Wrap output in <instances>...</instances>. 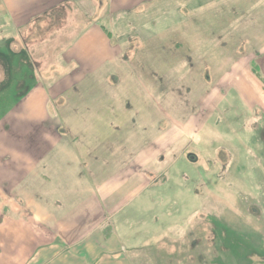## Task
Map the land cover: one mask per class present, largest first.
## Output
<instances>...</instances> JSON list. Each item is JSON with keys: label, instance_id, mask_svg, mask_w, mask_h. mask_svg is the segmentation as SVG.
<instances>
[{"label": "rangeland", "instance_id": "obj_1", "mask_svg": "<svg viewBox=\"0 0 264 264\" xmlns=\"http://www.w3.org/2000/svg\"><path fill=\"white\" fill-rule=\"evenodd\" d=\"M92 1V20L97 25L96 19L107 11L99 6V0ZM154 1L146 4L141 0L143 4L127 7L119 15L113 12L110 42L94 44L80 38L86 12L70 3L35 12L13 35L7 32L5 13L1 14L0 131L17 128L25 133L29 126L34 128L29 133L34 138L23 140L25 144L37 141L25 155L32 165L41 162L38 157L45 148L59 141L74 153L70 160L69 155L62 158L51 148L47 155L57 163L81 156L85 161L98 157L100 162L99 155H80L91 149L93 141L95 147L109 152L105 159L110 169H102L94 160L93 188L66 187L77 190L78 201L86 200L89 193L86 196L84 192L96 191L97 182L110 175L113 164L122 157L112 155L113 148L134 146L129 139L119 143L114 130L129 135L144 129L146 124L133 120L150 121L149 108L144 107L149 102L161 103L162 107L151 113L158 128L152 140L155 145L167 130L163 126L168 100L190 105L203 101L190 118L194 138L187 143L193 152L206 155L221 150L222 164L216 171L200 164L206 180L202 193L208 202L205 213L196 225L191 223L185 235L182 245L188 250L181 258L184 264H264V0H159L157 6ZM245 71L255 80L252 87L242 83ZM128 103L132 111L124 107ZM175 109L170 107L178 114ZM138 110L141 116L136 115ZM252 113L255 119L249 125L257 135L246 132L237 121ZM22 114L28 116L29 124L20 121ZM54 115L56 119L51 117ZM108 133L112 137L109 142L105 139ZM15 135L21 134L16 131ZM9 137L0 140V159L13 166L8 155L13 152L14 181L0 185V197L6 191L11 196L21 191L36 199L37 183L23 188L12 185L20 181L21 152L30 146L22 147L21 140ZM90 137L93 141H86ZM157 145L163 148L167 140L160 139ZM190 171L194 175V170ZM81 189L85 190L79 194ZM12 204L21 210L15 201ZM12 215L0 213V264H21V252L10 246L14 237L7 236L2 227L5 222L21 221L16 218L18 213ZM19 225L21 228L22 222Z\"/></svg>", "mask_w": 264, "mask_h": 264}, {"label": "crops", "instance_id": "obj_2", "mask_svg": "<svg viewBox=\"0 0 264 264\" xmlns=\"http://www.w3.org/2000/svg\"><path fill=\"white\" fill-rule=\"evenodd\" d=\"M80 1L0 0V15L5 13L7 32L13 35L19 32L18 28L25 26L35 12L51 11L57 6L70 3L71 7H81V10L86 12L85 29L80 38L94 44L95 42H110L109 27L113 23V12L119 15L127 7L144 3L141 0H99V6L107 12L96 19L97 25H95L92 20L95 10L93 1ZM145 1L146 4H152L147 2L149 0ZM158 4L161 2L155 0L154 5ZM103 15L106 16L103 17ZM102 20H104L103 23ZM155 23L157 25L156 20ZM117 40L120 41L119 38ZM96 48L94 46V49ZM91 53L92 51L88 54ZM243 73L245 75L242 77V83L252 87L255 80L249 77L248 72ZM257 80L263 84L262 80ZM104 87L105 85H102L101 88ZM167 102L166 124L163 126L167 130L159 137L156 136L155 145L152 144V140H154L157 126L154 121L152 122L151 113L155 114L162 107L161 103L149 102L147 107H144L149 108L147 111L150 113L149 122L146 119L145 121L133 120L135 124L148 125L144 129L129 135L122 133L120 129L114 130L116 139L120 140L119 143L129 139L132 140L129 142H133L134 146L127 150L126 147L120 146L113 148L114 151L111 154L122 157L119 156L118 162L113 164L116 165L113 172L101 182H97L96 191L90 189L89 192L88 190L84 192L85 189H81L79 194L84 192L87 196L89 193L86 200L78 201L77 190L68 191L66 187L71 189L85 185L93 188L94 166L99 163L102 169L106 167L110 169L108 158L105 159L106 153L109 152H104V148L100 150V146L95 147L91 137L86 140L93 141L91 149L81 151L80 155H86L85 158H87L86 153L89 156L99 155L101 156L100 162L97 160L98 157L96 159L91 157L85 161L81 156L78 159L72 158L74 160L69 163L55 161L54 163L52 155H47L51 148H54V154L62 158L63 154L69 155L70 160L74 153L71 147H64L63 142L59 141L54 147L50 146L48 150L45 148L38 157L41 162L32 165L25 155L32 151V146L37 141L25 144L23 140L34 138L29 134L34 128L29 126L30 129L25 133L16 128L21 135H15V130L0 131V140L10 135L9 139L21 140L19 143L25 144L22 147L30 146L29 149L24 148L25 150L21 152L20 181L12 185L23 188L26 185L29 186L31 182L32 184L37 183L38 188V194H33L36 199L31 198L28 192L19 193L21 191L15 192L16 194L12 196L10 191H6L5 196L0 197L2 204L0 213H5L6 217L18 213L16 218L21 219L19 223L22 222L21 228L16 220L11 223L5 222L2 226H5L7 236L14 237L10 246L21 252L19 253L21 264H184V258H181V255L188 249L184 248L185 245H182V242L191 228V223L196 225L201 218L200 215L205 213L203 209L207 206V200L204 199L205 195L202 193L206 180L200 172V164L205 166L204 169L216 171L222 164V154L221 150L220 152L219 150L212 151L208 155L202 151L193 152V148L187 143L188 140L194 138V126H191L190 118L197 104L203 101L199 100L198 103L194 102L192 105L185 101L180 103L175 99ZM42 104L45 108V100ZM190 106H192L191 109ZM124 107L132 111L131 104H124ZM170 107H175L178 114H174ZM141 112L135 113L141 116ZM244 116L245 118L237 121L241 122L246 132L257 135L253 126L249 125L255 119L254 114ZM21 117V122L26 120L25 122L29 124L28 116L22 114ZM43 117L46 116L43 115ZM51 117L57 118L56 115ZM85 134L88 135L87 132ZM104 137L105 133L102 136L105 142ZM105 139L109 142L112 137L108 133ZM160 139L167 140V145L163 148L157 145ZM250 152L253 153V148H250ZM8 155L11 156V164L14 166L13 152ZM76 155L79 154L76 153ZM13 166H6L3 159H0L1 186H8L11 181H14ZM190 170H194V175ZM31 171H35V174H31ZM14 201L22 211L14 207L15 205L12 204ZM20 211L23 212V216ZM25 214L28 218L24 217ZM8 257L14 261L13 255L10 254Z\"/></svg>", "mask_w": 264, "mask_h": 264}]
</instances>
